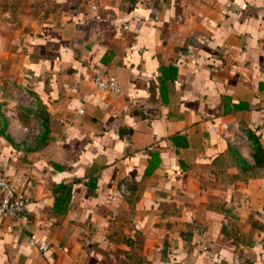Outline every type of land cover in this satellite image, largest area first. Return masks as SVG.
I'll use <instances>...</instances> for the list:
<instances>
[{
    "label": "crops",
    "instance_id": "crops-1",
    "mask_svg": "<svg viewBox=\"0 0 264 264\" xmlns=\"http://www.w3.org/2000/svg\"><path fill=\"white\" fill-rule=\"evenodd\" d=\"M0 96V264H264V0H0Z\"/></svg>",
    "mask_w": 264,
    "mask_h": 264
},
{
    "label": "built area",
    "instance_id": "built-area-1",
    "mask_svg": "<svg viewBox=\"0 0 264 264\" xmlns=\"http://www.w3.org/2000/svg\"><path fill=\"white\" fill-rule=\"evenodd\" d=\"M93 80L98 88L106 92L116 93L120 91L118 80L114 75L97 74ZM0 108L10 122L19 123L17 103L8 104L3 102V97L0 96ZM20 129L28 134H36L32 125L29 124H20ZM19 183L18 176L0 173V216L12 217L16 222L22 224L28 220V216L25 211L26 198L17 191ZM119 189L122 193H129L123 183L120 184ZM28 242L30 246L40 251L47 249L49 246V242L35 232L29 234Z\"/></svg>",
    "mask_w": 264,
    "mask_h": 264
},
{
    "label": "trees",
    "instance_id": "trees-1",
    "mask_svg": "<svg viewBox=\"0 0 264 264\" xmlns=\"http://www.w3.org/2000/svg\"><path fill=\"white\" fill-rule=\"evenodd\" d=\"M57 188H66V187H65V185H64L63 183H60V184L57 185ZM65 192H66V193H65V196L69 197V196H70V190L65 189ZM65 198H66V197H65ZM61 199H62V198H61ZM59 200H60V196L57 197L55 205L58 206V202H59Z\"/></svg>",
    "mask_w": 264,
    "mask_h": 264
},
{
    "label": "rangeland",
    "instance_id": "rangeland-1",
    "mask_svg": "<svg viewBox=\"0 0 264 264\" xmlns=\"http://www.w3.org/2000/svg\"><path fill=\"white\" fill-rule=\"evenodd\" d=\"M19 112V111H18Z\"/></svg>",
    "mask_w": 264,
    "mask_h": 264
}]
</instances>
